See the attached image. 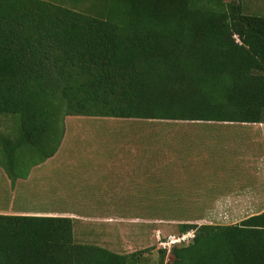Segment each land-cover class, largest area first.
I'll list each match as a JSON object with an SVG mask.
<instances>
[{
  "label": "trees",
  "instance_id": "obj_1",
  "mask_svg": "<svg viewBox=\"0 0 264 264\" xmlns=\"http://www.w3.org/2000/svg\"><path fill=\"white\" fill-rule=\"evenodd\" d=\"M75 1L85 8L0 0V115H17L21 131L0 135L12 181L56 156L68 116L264 123V15L240 0ZM74 221L0 214V264H264V211L181 224L178 236L194 237L155 263L76 242Z\"/></svg>",
  "mask_w": 264,
  "mask_h": 264
},
{
  "label": "crops",
  "instance_id": "obj_2",
  "mask_svg": "<svg viewBox=\"0 0 264 264\" xmlns=\"http://www.w3.org/2000/svg\"><path fill=\"white\" fill-rule=\"evenodd\" d=\"M109 123L111 124L108 128H111L113 135L111 145L93 154L87 166L83 165L84 161L79 162L78 159L67 161L70 171H73L71 168L73 165L74 169L78 167V170L84 168L91 170L98 179H116L115 182H106L101 186V190L109 196L106 198L109 200L108 203L115 199L120 200L114 197L117 194L111 198L110 189H117L120 184L128 190L130 180L203 178L222 180L220 184L229 186V191L215 193L214 188H211L213 181L205 182L206 189L201 192L206 195H203V198H200V194L191 195L187 197L190 203L184 204L198 205L193 209L203 211H257L246 218L264 211V123L156 122L159 125L145 122ZM116 137L119 138L118 142L123 143H115ZM73 148L75 150V145ZM172 149L177 151L179 149L183 153ZM58 153L44 163H50L51 175L57 182L56 198L64 194L62 198L64 207L59 208L57 215L70 217L67 213L75 209V204H90L97 202L98 199L82 198L77 193H70L67 175L62 171V162L66 159L65 156L60 159ZM35 167L26 177L18 176L12 181L8 172L0 165V214L52 216L49 213L50 209H39L37 201L31 198L35 195L31 183L34 180ZM2 177L9 179V185L13 189L12 204L5 200L11 194L2 192ZM20 179L31 184L26 187L25 192L15 190ZM141 204L148 202L144 199Z\"/></svg>",
  "mask_w": 264,
  "mask_h": 264
},
{
  "label": "rangeland",
  "instance_id": "obj_3",
  "mask_svg": "<svg viewBox=\"0 0 264 264\" xmlns=\"http://www.w3.org/2000/svg\"><path fill=\"white\" fill-rule=\"evenodd\" d=\"M48 1L76 7L77 9H84L86 5L84 2L75 0ZM240 2L245 6L246 13L264 15V0H240ZM65 122L67 125L66 134L58 155L60 159H63V156L66 159L62 162V171L67 175L68 190H70V193H77L82 198L98 199L97 202H91L90 204H75V209L70 210L73 214L70 211L67 213L75 220L74 237L78 243L99 246L115 252H141L145 254L144 256L149 263H155L159 260L160 249H167L161 246L158 236L163 240L171 235L178 236L181 233V224H237L247 216L257 212L203 211L193 209L198 205L184 204L190 203L187 197L191 195L200 194V198L206 195L201 192L206 189L204 183L213 180L203 178H201L202 180L194 178L130 180L128 190L120 184H118L117 189H110L112 192L111 198L117 194L114 197L120 200L115 199V201L108 203L109 200L107 201L106 198H109V196L101 190V186L106 182H115L116 179H98V176L94 175L91 170L87 168L78 170V167L74 169L73 165L71 166L73 171H70L68 169L70 165L67 161L78 159L79 162L84 161L83 165L87 166V162L93 154L95 155L97 152L106 149V146L111 145L113 135L111 128H108L111 124L109 122L121 121L113 118L68 116ZM169 122L176 121L162 120L161 123ZM145 123L159 125L156 122ZM20 132V121L17 115H0L1 136L15 138L19 136ZM116 139L115 143H123L122 141L118 142L119 138L116 137ZM93 146L95 151H93ZM172 150L177 151V149ZM181 150L178 149L177 152L182 154ZM34 161L35 158H24L23 163L21 162L19 166L20 171L27 172ZM0 165L5 169L2 164ZM50 167V163H43L35 167L34 180L31 182L35 195L31 198L37 201L39 209H50V215L59 216L57 215L59 208L64 207L62 203L64 194L58 199L56 198L57 182L51 175ZM1 182L2 192L11 194L5 200L12 204L14 192L9 185L10 181L2 177ZM221 182L222 180L213 181L211 188H214L215 193L217 191L218 194L229 191V186H223L220 184ZM30 185L27 181L20 179L15 190L25 192L26 187ZM144 199L148 204H141ZM110 207L112 209H109ZM144 208L154 210H144ZM171 208L174 209L170 210ZM172 258L171 253L167 252L166 260L171 261Z\"/></svg>",
  "mask_w": 264,
  "mask_h": 264
},
{
  "label": "built area",
  "instance_id": "obj_4",
  "mask_svg": "<svg viewBox=\"0 0 264 264\" xmlns=\"http://www.w3.org/2000/svg\"><path fill=\"white\" fill-rule=\"evenodd\" d=\"M194 235H195L194 230H191V231L184 233L180 236L171 235L167 238V240H163L162 238H160V236H158V241L160 242L162 247L170 250L173 245L187 242L191 238H193Z\"/></svg>",
  "mask_w": 264,
  "mask_h": 264
}]
</instances>
